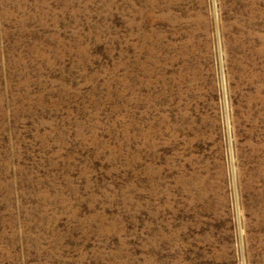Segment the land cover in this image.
<instances>
[{
	"label": "rangeland",
	"instance_id": "374dc122",
	"mask_svg": "<svg viewBox=\"0 0 264 264\" xmlns=\"http://www.w3.org/2000/svg\"><path fill=\"white\" fill-rule=\"evenodd\" d=\"M0 264H264V0H0Z\"/></svg>",
	"mask_w": 264,
	"mask_h": 264
},
{
	"label": "bare ground",
	"instance_id": "6f19581e",
	"mask_svg": "<svg viewBox=\"0 0 264 264\" xmlns=\"http://www.w3.org/2000/svg\"><path fill=\"white\" fill-rule=\"evenodd\" d=\"M136 2V1H135ZM124 3V2H123ZM156 4V3H155ZM128 10V9H127ZM137 11V10H136ZM130 12V11H129ZM141 14V13H140ZM137 25V24H136ZM139 37V36H138Z\"/></svg>",
	"mask_w": 264,
	"mask_h": 264
}]
</instances>
